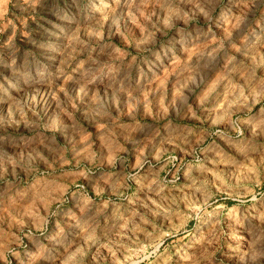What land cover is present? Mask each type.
<instances>
[{
  "label": "rangeland",
  "instance_id": "rangeland-1",
  "mask_svg": "<svg viewBox=\"0 0 264 264\" xmlns=\"http://www.w3.org/2000/svg\"><path fill=\"white\" fill-rule=\"evenodd\" d=\"M0 264H264V0H0Z\"/></svg>",
  "mask_w": 264,
  "mask_h": 264
}]
</instances>
